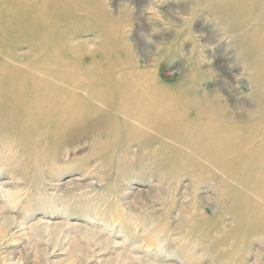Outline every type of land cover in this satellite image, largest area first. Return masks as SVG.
<instances>
[{
	"label": "rangeland",
	"instance_id": "374dc122",
	"mask_svg": "<svg viewBox=\"0 0 264 264\" xmlns=\"http://www.w3.org/2000/svg\"><path fill=\"white\" fill-rule=\"evenodd\" d=\"M99 1L97 5V0H92L97 20L104 15L118 24L117 34L110 40L112 44L121 41L116 57L130 62L122 48L125 47L136 62L135 66L127 67L128 73L142 72L152 84L193 90V97L222 105L228 116L233 115L231 124L245 126V136L252 127L258 135L264 134V124L260 122L264 117V93L250 84L257 58L250 43L259 38L264 41V33L260 37L252 33L257 25L253 21L248 23L246 16L248 25L238 35L239 25L245 23L226 18L231 14L228 4L231 0ZM59 32L61 38L64 34L69 50L65 55L71 60H88L104 44L103 37L86 26L80 15L74 14L66 30ZM10 46L14 47V53L11 60L6 57L8 63L20 65L28 60L27 47H20L17 42ZM97 69L93 63L86 65L91 75ZM133 75L136 74L129 77ZM258 100L263 104L259 105ZM10 138L0 133V167H3L0 181L7 182L16 199L9 201L11 196H1L0 205L4 208L0 211V232L7 226L4 218L10 216L17 217L26 228L21 231L17 224L7 226L21 232L12 238L0 237L8 241L0 246V254L14 250L11 262L0 264H132L131 258L136 254L145 257L144 264H199L203 257L196 255L202 252L212 260L205 259L203 264H264V232H245L239 230V225L234 226L229 205L217 196L213 177L191 175L186 162L177 166L176 156L169 157L172 168L165 169L156 165L152 152L149 154L146 149L135 152L134 144L129 148L123 140L114 151L94 158L91 154L97 145L90 150L85 143L68 155L62 150L54 155L48 149L30 153L17 137ZM133 151L135 156L131 155ZM66 163L73 165L69 167ZM71 180L75 181L73 185L69 183ZM38 221L49 222L51 232H40L44 225L35 230L30 227ZM62 223L69 226H55ZM92 231L103 235L100 241L92 239L89 235ZM194 241L199 248L192 249ZM108 242L119 243L108 246ZM75 248L81 251L75 252Z\"/></svg>",
	"mask_w": 264,
	"mask_h": 264
},
{
	"label": "bare ground",
	"instance_id": "6f19581e",
	"mask_svg": "<svg viewBox=\"0 0 264 264\" xmlns=\"http://www.w3.org/2000/svg\"><path fill=\"white\" fill-rule=\"evenodd\" d=\"M99 2L97 0V5ZM93 4L92 0H0V133L4 138L11 137L10 140L12 136L17 137L15 139L28 148L30 153L48 149L52 154L61 150L66 154L88 143L90 150L92 145L98 146L91 155L99 158L110 150L114 151V147L123 140L129 148L134 144L135 152H142V149L148 150L149 154L152 152L156 165L165 169L172 168L168 160L171 155L176 156L177 166L182 167L186 162L191 175L206 174L211 179L213 177L217 196L229 205L234 226L239 225V230L245 232H264V134L258 135V131H252L255 129L252 127L246 130L248 136H245V126L231 124L233 115L228 116L222 105H216L215 101H203L200 96L193 97V90L152 84L142 72L128 73L127 67L135 66L136 62L125 47L122 48L130 62L118 59L117 49L121 41L118 39L113 44L110 41L117 34L118 24L104 15L97 20ZM228 4L231 9V14L226 13L229 14L226 17L228 21L241 24L245 23L248 16L249 21H246H253L257 25L252 33L262 36L264 0H231ZM74 14L80 15L86 26L95 29L104 40L102 49L88 60H71L69 55L67 57L64 34L62 38L59 37V31L66 30ZM247 22L239 25L238 35L248 25ZM249 37L253 38L252 35ZM260 40H252L254 44L250 43L252 51L257 53H253L257 57L254 58L256 70L252 74L254 79L250 78V84L261 88L264 93V41ZM16 42L20 47H27L30 54L28 60L20 65L10 64L6 60V57L11 60L14 47L10 45ZM88 63L99 67L98 71L89 74L86 70ZM132 74L136 75L129 77ZM260 100L257 103L262 105ZM260 122L264 124V117H261ZM260 139V143H257ZM135 152L131 155L135 156ZM13 159L16 161V158ZM5 165L8 167V163ZM69 183L73 185L75 181ZM126 190L121 191L126 193ZM12 193L7 182L0 181V200L1 196H11L9 201H12L18 191H15L13 197ZM2 208L0 205V211ZM18 220L10 216L4 218L3 223L10 227L17 224L21 231H25L26 226ZM67 224L55 226L63 228L69 226ZM40 225H44V229H40ZM7 226L2 227L4 231L0 232V237L12 238L20 234V230L13 231L14 227ZM72 226L80 229L76 225ZM30 227L34 230L39 228L45 234L51 232L50 223L46 221H38ZM89 235L94 241L98 238L100 241L103 236L93 231ZM5 243L8 241L2 238L0 246ZM118 243L110 242L108 246H116ZM74 251L81 250L76 251L75 248ZM13 254L14 250H4L0 254V262H11Z\"/></svg>",
	"mask_w": 264,
	"mask_h": 264
},
{
	"label": "clouds",
	"instance_id": "9594fccd",
	"mask_svg": "<svg viewBox=\"0 0 264 264\" xmlns=\"http://www.w3.org/2000/svg\"><path fill=\"white\" fill-rule=\"evenodd\" d=\"M191 247H192V249H197V248H199V244H198V242H195V241L192 242ZM196 256L203 257V259L199 261V264H203V261H204L205 259H210V260H211L210 257H204V253H203V252H202L201 254H199V255H196ZM211 261H212V260H211ZM144 262H145V257L142 256V255L136 254V255H134V256L132 257V264H144Z\"/></svg>",
	"mask_w": 264,
	"mask_h": 264
}]
</instances>
